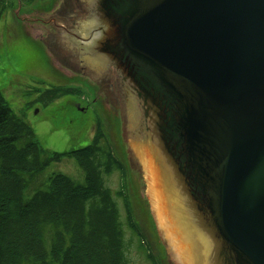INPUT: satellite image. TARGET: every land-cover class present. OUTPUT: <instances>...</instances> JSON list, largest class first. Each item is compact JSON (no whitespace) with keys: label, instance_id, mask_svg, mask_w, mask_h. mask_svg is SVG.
Returning <instances> with one entry per match:
<instances>
[{"label":"water","instance_id":"95a60500","mask_svg":"<svg viewBox=\"0 0 264 264\" xmlns=\"http://www.w3.org/2000/svg\"><path fill=\"white\" fill-rule=\"evenodd\" d=\"M44 24L118 114L168 263L264 264V0H62Z\"/></svg>","mask_w":264,"mask_h":264},{"label":"trees","instance_id":"16d2710c","mask_svg":"<svg viewBox=\"0 0 264 264\" xmlns=\"http://www.w3.org/2000/svg\"><path fill=\"white\" fill-rule=\"evenodd\" d=\"M8 2L0 0V18ZM77 94L51 88L41 101L48 106ZM95 128L86 147L49 154L0 92V264H132V250L154 262L124 192L116 194L124 198L125 220L107 186L116 173L124 181L128 167L103 144L99 121ZM64 157L76 160L83 185L60 173L46 176Z\"/></svg>","mask_w":264,"mask_h":264},{"label":"rangeland","instance_id":"374dc122","mask_svg":"<svg viewBox=\"0 0 264 264\" xmlns=\"http://www.w3.org/2000/svg\"><path fill=\"white\" fill-rule=\"evenodd\" d=\"M61 1L9 0L0 18V92L13 113L30 125L37 141L49 154H65L86 147L96 133V122L101 123L105 135L103 144L128 167L124 181L118 173L106 179L121 217L125 220L126 209L124 198L116 194L120 190L132 206L136 224L145 235L153 236L152 239L144 236L150 255L157 264H169L144 201L146 185L142 188L138 176L129 169L118 114L88 78L57 68L40 40L38 33L46 30L47 16ZM33 29L37 35L32 33ZM51 88L77 89L80 94L44 106L41 97ZM56 173L84 184V173L74 158L64 157L61 162L52 163L45 174ZM131 263L152 264L135 250L131 253Z\"/></svg>","mask_w":264,"mask_h":264},{"label":"flooded vegetation","instance_id":"af4514ba","mask_svg":"<svg viewBox=\"0 0 264 264\" xmlns=\"http://www.w3.org/2000/svg\"><path fill=\"white\" fill-rule=\"evenodd\" d=\"M34 35H37V33H35V30L33 29V32H32ZM41 33H38V35H40ZM153 238V236H151ZM156 262V261H155ZM157 264V262H156Z\"/></svg>","mask_w":264,"mask_h":264}]
</instances>
